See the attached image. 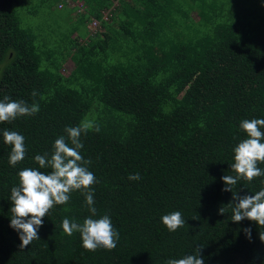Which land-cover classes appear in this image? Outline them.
<instances>
[{
  "label": "trees",
  "instance_id": "trees-1",
  "mask_svg": "<svg viewBox=\"0 0 264 264\" xmlns=\"http://www.w3.org/2000/svg\"><path fill=\"white\" fill-rule=\"evenodd\" d=\"M42 3L66 10L62 40L21 17L26 0H0V100L40 108L0 123V264H167L197 246L204 264H264V228L231 220L232 192L222 191L221 179L235 175L233 149L246 138L240 122L264 119V0ZM82 123L90 129L79 151L97 180L93 218L110 216L117 246L87 251L80 233L63 232V219L92 215L76 190L42 218L40 238L20 249L10 227L18 172L39 168L34 157L50 156L65 127ZM4 130L25 137L15 167ZM136 173L141 178L130 180ZM262 181H239L233 190L254 195ZM174 211L185 223L170 232L161 217Z\"/></svg>",
  "mask_w": 264,
  "mask_h": 264
},
{
  "label": "clouds",
  "instance_id": "clouds-1",
  "mask_svg": "<svg viewBox=\"0 0 264 264\" xmlns=\"http://www.w3.org/2000/svg\"><path fill=\"white\" fill-rule=\"evenodd\" d=\"M33 97L37 95L34 90ZM39 104L29 105L23 100H11L5 96L0 100V123L11 122L19 117L32 116L39 112ZM240 129L246 133V138L234 147V162L230 169L235 175H224L221 179L225 187L222 191L232 192L231 220L241 222L245 219L256 222L264 228V188L256 191L254 195L241 196L234 187L239 181L251 183L254 178L264 176V169L258 163H264V119H244L239 124ZM90 125L82 123L77 126H66V135L59 136L54 144L52 154L36 155L35 162L39 168H24L18 172L19 183L12 187L10 200L11 220L10 227L17 231L22 243L20 249H25L34 239H39L38 230L43 225V217L54 205L66 204L72 191L80 190L85 195V203L91 216L85 218L83 223L63 219L62 229L68 236L78 232L81 235L82 245L87 251H96L98 248L113 250L119 240V232L114 229L111 218L103 215L94 219L97 209L94 207V190L92 185L97 182L93 172L88 166L91 160L84 159L80 154L83 148L81 136L87 134ZM99 131V128H96ZM3 142L11 146L9 164L15 167L23 161L26 155L25 137L16 131H3ZM71 145V146H70ZM51 169L42 172L40 169ZM139 173L130 174V180H139ZM264 183V181H262ZM219 214L226 213L224 206L218 210ZM162 223L170 232L183 227L185 221L180 211H174L161 217ZM251 239V229H244ZM264 242V231L259 233ZM167 264H204L201 247L197 246L194 254H187L182 258H173Z\"/></svg>",
  "mask_w": 264,
  "mask_h": 264
},
{
  "label": "rangeland",
  "instance_id": "rangeland-1",
  "mask_svg": "<svg viewBox=\"0 0 264 264\" xmlns=\"http://www.w3.org/2000/svg\"><path fill=\"white\" fill-rule=\"evenodd\" d=\"M43 0H26L24 8H21L20 15L24 20L33 23L36 27L41 25L45 28V33L52 38L62 40L68 32V23L63 22L66 17V10H60L59 5L46 6ZM62 24V25H60ZM73 68L72 61H67L64 73H68Z\"/></svg>",
  "mask_w": 264,
  "mask_h": 264
},
{
  "label": "built area",
  "instance_id": "built-area-1",
  "mask_svg": "<svg viewBox=\"0 0 264 264\" xmlns=\"http://www.w3.org/2000/svg\"><path fill=\"white\" fill-rule=\"evenodd\" d=\"M82 5H83L82 3L79 4L80 7H82ZM80 10H82V8H80ZM97 26H98V22L97 21H93L92 24H91V27L95 28Z\"/></svg>",
  "mask_w": 264,
  "mask_h": 264
},
{
  "label": "water",
  "instance_id": "water-1",
  "mask_svg": "<svg viewBox=\"0 0 264 264\" xmlns=\"http://www.w3.org/2000/svg\"><path fill=\"white\" fill-rule=\"evenodd\" d=\"M0 76H1V69H0Z\"/></svg>",
  "mask_w": 264,
  "mask_h": 264
}]
</instances>
